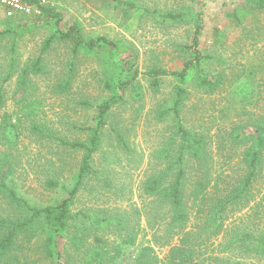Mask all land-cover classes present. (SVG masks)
Instances as JSON below:
<instances>
[{
	"label": "trees",
	"instance_id": "1",
	"mask_svg": "<svg viewBox=\"0 0 264 264\" xmlns=\"http://www.w3.org/2000/svg\"><path fill=\"white\" fill-rule=\"evenodd\" d=\"M25 1L38 7L41 18L46 24L54 25L55 30L45 39L41 54L22 68L17 67L16 41L27 27L21 23L0 31V40L12 38L9 69L0 77V112L7 103L5 85L14 76L18 78L17 92L22 94L15 119L9 114L0 115V201L5 206L0 209V264H125L128 251L138 244L143 217L154 232V243L169 249L160 258L155 244L145 245L129 264H248L252 257L264 259V229H261L264 195L257 201L252 193L264 171V114L252 115L246 109L253 95L246 84L253 80L255 72L247 70L248 78L241 82L245 84L241 87V83L231 86L235 81L228 84L223 70L209 71L207 65H211L209 61L215 60V56L204 55L200 49L204 16L201 14L196 21L191 45L183 48L191 59L180 70L152 65L143 73L155 94L160 93L163 78L176 81L170 99L159 104L155 114L159 123L171 121L173 132L165 147L155 154L159 159L157 167L139 187L140 196L148 200V205L144 211L132 207L130 211L98 208L92 213L74 212L78 195L89 191L88 183L98 178L94 160L101 150L106 127L114 130L119 144L128 147L123 132L113 122V110L127 103L129 93L136 100L143 98L138 57L122 40L105 36L89 38L81 20L65 25L66 16L61 11L41 5V0ZM106 1L115 3L126 15L140 10L131 0ZM203 1L205 5L207 1ZM256 5L264 10V0H256ZM161 16L172 23L188 19L183 11ZM56 43L64 44L69 52L65 75L59 77L56 93L71 92L82 55L106 64V77L109 71V76L102 80L107 95L96 104L80 101L81 105L94 109L92 125L81 128L84 139L63 137L40 121L37 111L40 103L31 99L34 94L30 77L44 74L45 56ZM191 87L208 96L226 92L227 104L220 110V117L228 118L231 126L226 133L214 137L211 128H197L185 121L183 111ZM226 110L229 115L225 114ZM232 113L237 117L231 118ZM25 124L36 143L48 141L57 148L52 154L58 157V162L52 164L45 183L51 190L60 188L63 197L49 205L33 203L21 193L15 180ZM214 138L218 139V151L226 159L232 160L239 154L236 175L223 169L224 164L216 171ZM62 149L65 151H59ZM70 153H80L81 159L77 169L71 171V183L61 184ZM252 202L254 206L250 210L255 213L250 218L257 223L235 227L229 238L213 245L226 231L230 216L249 208ZM209 250L212 251L207 256Z\"/></svg>",
	"mask_w": 264,
	"mask_h": 264
},
{
	"label": "rangeland",
	"instance_id": "2",
	"mask_svg": "<svg viewBox=\"0 0 264 264\" xmlns=\"http://www.w3.org/2000/svg\"><path fill=\"white\" fill-rule=\"evenodd\" d=\"M131 1L135 2L140 10L126 15L116 8L115 3L106 0H41V5H51L66 16L65 25L76 19L81 20L85 27L84 33L89 38L105 36L111 40L124 41L135 50L138 57L137 67L141 73L138 79L142 85L140 93L143 98L136 100L134 95L129 93L127 103L113 110V122L115 121L123 132L128 147L124 148L119 144L114 130L110 126L106 127L101 150L94 160L98 178L88 183L89 191L78 195L73 206L74 212L85 210L92 213L98 208L130 211L132 207L144 211L148 205V200L141 198L139 187L157 167L159 159L155 154L165 147L173 132V123H159L155 114L158 105L170 99L176 81L170 77L163 78L161 91L155 94L143 73L152 65L168 70H180L183 63L191 59L189 52L183 51V48L191 45L196 21L201 14L204 16L205 28L200 49L204 55L215 56V60L209 61L211 65H207L209 71L223 70L228 84L235 81L231 86H236L248 78L246 75L250 71L247 70H254L253 80L250 79L246 84L253 94L246 109L252 115L264 114V10L257 8L256 0H206L205 5L203 0ZM146 10H149V13H145ZM180 11L188 15L187 22L172 23L164 21L161 16ZM236 14L239 20L236 19ZM41 17L42 15L37 14L18 16L14 20L0 17V31L13 29L21 23L27 27L16 41L15 57L19 68L41 54L45 39L55 30L54 25L46 24ZM11 44L10 37L0 40V77L9 69ZM68 54L67 47L60 43H56L49 51L45 56L44 74L30 77L33 87L31 91L34 94L31 99L40 103L37 109L40 121L63 137L84 139L86 136L81 128L92 125L94 109L81 105L80 101L87 100L96 104L107 95L103 90L102 80L109 76V71L106 77V64L96 58L82 55L77 62L71 92L56 93L55 87L59 77L65 75L64 67ZM17 79V76H14L5 85L7 103L0 112L1 116L9 114L13 119L16 118L22 96L17 92ZM244 85L241 83L240 86ZM231 86L229 89H232ZM190 90V99L183 111L185 121L197 128H211V135L214 137L226 133L231 127L227 122L229 120L220 117V110L227 104L226 92L208 96L193 87ZM136 111H140L139 115ZM225 114L230 113L226 110ZM234 117L237 115L232 113L231 118ZM27 126L28 124H25L21 136L15 180L21 193L33 203L49 205L54 199L63 197L60 188L51 190L45 183L52 164L58 162V157L52 154L57 148L55 144L46 143L48 141L36 143ZM213 153L216 171L224 164L223 169H227L228 173H239V154L232 160L223 157L218 151L216 138ZM80 159V153L67 155L64 175L60 178L61 184L71 183V171L77 169ZM105 183H108V186ZM252 193L257 201L264 195V171ZM1 203L0 209L5 207L4 203ZM253 206L252 202L249 208L233 213L226 222V231L213 241V245L217 246L226 237L229 238L235 227L256 222L253 217L250 218L251 214L255 213L250 210ZM260 211L262 216V209ZM141 229L138 244L128 251L125 264L132 262L141 247L155 244L154 232L151 231L146 217L141 220ZM261 229H264V219ZM155 246L159 257L164 258L169 248L156 244ZM213 248L212 246L211 249ZM211 251H207V256ZM247 263L264 264V259L252 257Z\"/></svg>",
	"mask_w": 264,
	"mask_h": 264
},
{
	"label": "built area",
	"instance_id": "3",
	"mask_svg": "<svg viewBox=\"0 0 264 264\" xmlns=\"http://www.w3.org/2000/svg\"><path fill=\"white\" fill-rule=\"evenodd\" d=\"M40 15L38 7L28 4L25 0H0V17L8 20L18 16Z\"/></svg>",
	"mask_w": 264,
	"mask_h": 264
}]
</instances>
